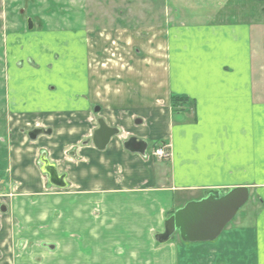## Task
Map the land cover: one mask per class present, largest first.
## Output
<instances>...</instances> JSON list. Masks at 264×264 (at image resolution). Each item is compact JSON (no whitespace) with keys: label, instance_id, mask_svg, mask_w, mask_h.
<instances>
[{"label":"crops","instance_id":"0c3cea01","mask_svg":"<svg viewBox=\"0 0 264 264\" xmlns=\"http://www.w3.org/2000/svg\"><path fill=\"white\" fill-rule=\"evenodd\" d=\"M47 24L10 28L0 264H264V25H175L142 55L87 20ZM235 188L249 200L214 241L161 242L175 211Z\"/></svg>","mask_w":264,"mask_h":264},{"label":"rangeland","instance_id":"374dc122","mask_svg":"<svg viewBox=\"0 0 264 264\" xmlns=\"http://www.w3.org/2000/svg\"><path fill=\"white\" fill-rule=\"evenodd\" d=\"M69 17L87 20L96 36L99 33L110 35L105 38L109 42L123 38L133 54L138 48L144 55L141 47H154L151 40L163 41L165 31L175 25L235 20L264 25V0H0V136L9 124L4 101L8 46L11 37L21 33L10 28L26 33L29 27L40 28L44 24L47 27L50 21L67 24ZM58 18L63 20L57 21ZM111 46H115L114 41Z\"/></svg>","mask_w":264,"mask_h":264},{"label":"water","instance_id":"95a60500","mask_svg":"<svg viewBox=\"0 0 264 264\" xmlns=\"http://www.w3.org/2000/svg\"><path fill=\"white\" fill-rule=\"evenodd\" d=\"M98 125L99 128L93 136V143L98 149H102L116 131L107 128L101 120ZM130 146L136 151L144 149L142 143L134 140L131 141ZM46 173L53 185L63 186L53 169H46ZM248 200L247 188H235L227 192L207 191L203 199L187 203L164 222V233L160 240L167 242L175 233H178L180 239L187 243L214 241Z\"/></svg>","mask_w":264,"mask_h":264},{"label":"built area","instance_id":"2783aa9c","mask_svg":"<svg viewBox=\"0 0 264 264\" xmlns=\"http://www.w3.org/2000/svg\"><path fill=\"white\" fill-rule=\"evenodd\" d=\"M151 155L158 160L169 161L171 158V152L168 146H162L154 149Z\"/></svg>","mask_w":264,"mask_h":264},{"label":"trees","instance_id":"16d2710c","mask_svg":"<svg viewBox=\"0 0 264 264\" xmlns=\"http://www.w3.org/2000/svg\"><path fill=\"white\" fill-rule=\"evenodd\" d=\"M181 100H183V99H179V98L173 97V100H172L173 106H175L176 104H178V102H180Z\"/></svg>","mask_w":264,"mask_h":264}]
</instances>
